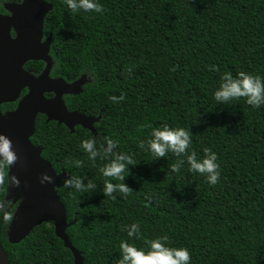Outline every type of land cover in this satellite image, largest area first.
Instances as JSON below:
<instances>
[{"label": "trees", "instance_id": "1", "mask_svg": "<svg viewBox=\"0 0 264 264\" xmlns=\"http://www.w3.org/2000/svg\"><path fill=\"white\" fill-rule=\"evenodd\" d=\"M52 2L45 32L53 34V74L68 82L85 77L83 93L67 97L66 105L100 120L95 133L80 126L71 133L39 115L31 141L57 174L96 185L79 192L62 183L57 190L68 222L76 221L67 235L84 264H115L121 240L141 248L165 235L168 246L189 250L191 264H264V106L252 108L244 97L213 98L225 72L264 78V0H99L102 14ZM121 93L119 103L108 99ZM164 123L190 131L198 158L204 149L216 153L217 184L190 172L186 162L171 172L187 153L157 158L147 145L138 147ZM105 136L133 161L123 181L131 191L114 198L104 196L103 184L118 181L99 172L111 155L90 161L80 147L82 139ZM8 171L0 170V200ZM132 223L139 225L138 239L123 230ZM8 226L0 223V242L11 264H74L53 224L19 244L9 242Z\"/></svg>", "mask_w": 264, "mask_h": 264}, {"label": "water", "instance_id": "2", "mask_svg": "<svg viewBox=\"0 0 264 264\" xmlns=\"http://www.w3.org/2000/svg\"><path fill=\"white\" fill-rule=\"evenodd\" d=\"M51 10L52 5L45 0H25L12 10L18 22L0 16V134L12 142L17 156L8 171L5 202H20L8 230V239L11 244H19L35 228L51 223L57 238L72 252L74 264H84L81 253L74 248L67 235V229L76 221L68 222L65 206L57 193L69 173L57 174L51 163L43 159V150L31 141L39 115L45 116L47 123L64 125L71 133L78 126L93 130L94 124L100 120V117L68 111L63 100L64 95L81 92L85 77L72 84L50 77L52 39L47 42H42V39L44 20ZM11 26H15V40L9 36ZM29 61L46 63L40 76L36 77L25 69ZM24 91H27L25 95ZM50 93L56 94V97L46 98L45 94ZM15 102H18L17 108L3 115L1 105ZM42 173L51 176L53 182L41 184ZM12 177L19 181L18 186L9 184ZM0 264H11L1 242Z\"/></svg>", "mask_w": 264, "mask_h": 264}, {"label": "clouds", "instance_id": "3", "mask_svg": "<svg viewBox=\"0 0 264 264\" xmlns=\"http://www.w3.org/2000/svg\"><path fill=\"white\" fill-rule=\"evenodd\" d=\"M67 8L76 12L77 10L85 13L102 14L104 8L99 0H64ZM215 69V65L211 66ZM129 73L131 69L128 70ZM94 78L92 73L88 74ZM245 98V103L252 108L264 106V78L259 75H252L247 72H238L235 76L231 72H225L220 77V83L213 92V98L218 103H227L237 98ZM108 99L113 103H119L125 99L123 93L117 96H109ZM191 133L182 127H170L164 123L157 127H153L150 132V138L140 141L138 147L145 149L157 158L165 157L166 153L172 152L177 156H183L185 159H178L176 163L170 166L171 172H177L185 162L189 166L190 172H196L204 175L207 183L211 185L217 184L220 173L219 164L217 163V155L209 149H204V156L198 158L195 151L190 150ZM81 149L87 154L90 161L97 158L103 159L107 155H111V159L103 167L99 168V172L104 177H110L112 180L118 181L112 183L105 179L103 184L104 196L112 197V193L119 191L122 194H128L131 189L123 182L125 180L124 173L128 170V166L133 161L128 154L117 151V142L107 136L105 137H89L80 141ZM102 148V151H101ZM17 160L16 153L13 151L12 142L3 134H0V170L10 168ZM75 167L81 166L80 160L72 162ZM45 182L51 184L53 178L46 173L40 176V183ZM18 186L19 181L12 177L9 184ZM63 186L73 191L85 192L94 190L96 185L92 181H85L82 178L69 175L63 180ZM13 212L9 201L0 200V222L10 223L13 220ZM129 238L140 237V228L137 223L125 225L123 229ZM168 237L160 236L145 241V247L138 248L133 243L121 240L119 244V258L115 264H191L189 250L186 247H170L167 244Z\"/></svg>", "mask_w": 264, "mask_h": 264}, {"label": "flooded vegetation", "instance_id": "4", "mask_svg": "<svg viewBox=\"0 0 264 264\" xmlns=\"http://www.w3.org/2000/svg\"><path fill=\"white\" fill-rule=\"evenodd\" d=\"M25 0H0V16L1 17H6V18H9V19H12L13 21H16L17 20V22L19 21V19H18V17H17V15L16 14H14L13 12H12V10H15L18 6H21L22 4H23V2H24ZM45 2L46 3H48V4H50V5H52V7H53V10H51L47 15H46V17H45V20H44V27H43V39H42V42H47L50 38L52 39V43H53V34L52 33H46L45 32V28H46V21H47V19H48V16L54 11V3L52 2V0H45ZM9 36H10V38L12 39V40H15L16 39V30H15V26H11V28H10V32H9ZM52 43H51V46H52ZM49 55H50V57H51V59H52V69H51V72H50V77L52 78V79H63V78H61V77H57V76H55L54 74H53V69H54V59H53V57H52V55H51V50H50V52H49ZM31 62H34V61H29L28 63H31ZM40 62H42V61H40ZM27 63V64H28ZM43 64H44V66H43V68L40 70V71H38V70H30V69H27V67H26V65H25V69L28 71V72H30V73H32V74H34V76H36V77H38V76H40L42 73H43V71L45 70V68H46V63H44V62H42ZM82 79V78H81ZM81 79H79V80H81ZM64 80V79H63ZM79 80H74V81H71V82H68V81H66V80H64L67 84H72V83H75V82H77V81H79ZM87 84V82H85L84 83V85L81 87V92L79 93V94H76V95H64L63 96V100L65 101V104H66V98L67 97H75V96H77V95H80V94H82L83 93V88H84V86ZM27 93V91H24L23 92V95H25ZM45 97L46 98H48V99H53V98H55L56 97V94H54V93H50V94H45ZM10 104H16V107L14 108V109H7V108H5L4 109V107L5 106H7V105H10ZM17 105H18V102H15V103H8V104H2L1 105V112H2V114L4 115L5 113H7V112H12V111H14L16 108H17ZM66 107H67V105H66ZM67 109H68V107H67ZM68 111H70L69 109H68ZM70 112H79V111H77V110H72V111H70ZM80 113V112H79ZM46 120H47V118H46ZM58 124V123H57ZM77 128V127H76ZM75 128V129H76ZM93 131V133H95V131L94 130H92ZM9 169V168H8ZM7 186H8V184H7ZM7 188V187H6ZM5 198H6V193H5V197L2 199V200H5ZM10 203H11V210H12V212H13V216H14V214H15V212L17 211V209H18V206H19V204H20V202L18 201V202H14V200H11V201H9ZM1 223V225L3 224L2 222H0ZM10 224H11V222L9 223V226H8V230H9V227H10ZM7 235H8V232H7Z\"/></svg>", "mask_w": 264, "mask_h": 264}]
</instances>
